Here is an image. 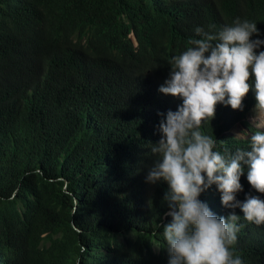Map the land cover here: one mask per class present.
I'll list each match as a JSON object with an SVG mask.
<instances>
[{"label": "trees", "instance_id": "obj_1", "mask_svg": "<svg viewBox=\"0 0 264 264\" xmlns=\"http://www.w3.org/2000/svg\"><path fill=\"white\" fill-rule=\"evenodd\" d=\"M237 19L264 40V0H0V264H168L167 184L146 177L182 101L158 89L196 28ZM254 107L251 89L241 110L217 104L201 127L215 151L249 149L257 129L227 132ZM242 167L236 200L264 201ZM199 200L239 215L235 254L264 264V224L222 206L215 185Z\"/></svg>", "mask_w": 264, "mask_h": 264}, {"label": "clouds", "instance_id": "obj_2", "mask_svg": "<svg viewBox=\"0 0 264 264\" xmlns=\"http://www.w3.org/2000/svg\"><path fill=\"white\" fill-rule=\"evenodd\" d=\"M195 32L202 38L190 39V46L172 58L169 78L158 89L182 103L159 125L162 138L151 149L158 158L146 181L167 184L165 215L170 222L162 236L168 264H243L234 250L240 216L218 217L199 196L215 185L222 206L239 208L248 223L264 224V201L253 196L236 200L242 191V165L247 166L251 188L264 194V51H257L264 40L252 39L259 33L248 20L237 19L216 35L201 28ZM250 89L255 93L257 130L249 138V149L222 155L214 149L223 141L202 132V124L214 118L217 104L241 110ZM245 117L236 124L247 123Z\"/></svg>", "mask_w": 264, "mask_h": 264}, {"label": "rangeland", "instance_id": "obj_3", "mask_svg": "<svg viewBox=\"0 0 264 264\" xmlns=\"http://www.w3.org/2000/svg\"><path fill=\"white\" fill-rule=\"evenodd\" d=\"M255 109H251L246 117H245V121L253 127V123L256 120L257 116H256V112ZM255 128V127H254ZM256 129V128H255ZM229 135L237 138V139H244L245 137H247L249 135V131L243 127V125L241 124H236L230 131H229Z\"/></svg>", "mask_w": 264, "mask_h": 264}]
</instances>
